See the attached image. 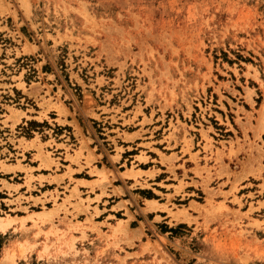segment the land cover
<instances>
[{"label":"rangeland","instance_id":"rangeland-1","mask_svg":"<svg viewBox=\"0 0 264 264\" xmlns=\"http://www.w3.org/2000/svg\"><path fill=\"white\" fill-rule=\"evenodd\" d=\"M6 215L3 264H264V0H0Z\"/></svg>","mask_w":264,"mask_h":264},{"label":"bare ground","instance_id":"bare-ground-1","mask_svg":"<svg viewBox=\"0 0 264 264\" xmlns=\"http://www.w3.org/2000/svg\"><path fill=\"white\" fill-rule=\"evenodd\" d=\"M33 214V213H32ZM36 214V213H35ZM16 218L12 216H0V230L6 229ZM7 254V252H6ZM0 259V264H3L8 257L9 253Z\"/></svg>","mask_w":264,"mask_h":264},{"label":"crops","instance_id":"crops-1","mask_svg":"<svg viewBox=\"0 0 264 264\" xmlns=\"http://www.w3.org/2000/svg\"><path fill=\"white\" fill-rule=\"evenodd\" d=\"M97 159V158H96Z\"/></svg>","mask_w":264,"mask_h":264}]
</instances>
